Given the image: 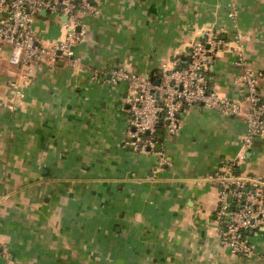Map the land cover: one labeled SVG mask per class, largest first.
I'll return each mask as SVG.
<instances>
[{
    "label": "crops",
    "instance_id": "crops-1",
    "mask_svg": "<svg viewBox=\"0 0 264 264\" xmlns=\"http://www.w3.org/2000/svg\"><path fill=\"white\" fill-rule=\"evenodd\" d=\"M82 19L78 66L33 64L28 80L0 48V264H264L219 242L213 179L237 160L247 126L213 109L187 108L180 130L159 128L158 145H125L130 114L123 71L159 80L215 31L228 47L207 75L221 99L239 102L251 71L264 97V0H98ZM50 46L63 31L51 15L35 24ZM243 53L244 63L237 65ZM22 98H17L16 90ZM240 171L264 178V139L245 150Z\"/></svg>",
    "mask_w": 264,
    "mask_h": 264
},
{
    "label": "built area",
    "instance_id": "built-area-1",
    "mask_svg": "<svg viewBox=\"0 0 264 264\" xmlns=\"http://www.w3.org/2000/svg\"><path fill=\"white\" fill-rule=\"evenodd\" d=\"M98 0H0V48L10 50L9 64L21 70L19 82L28 80L33 64L48 68L58 62L76 67L81 60L75 47L84 32L82 19L95 15ZM55 15L61 25L63 38L43 46L37 37L35 24L41 13ZM65 18V20H63ZM228 47L215 31L205 35L187 56L184 66L174 60L160 71L158 85L149 77H138L123 71L110 72L113 82L127 81L130 96L127 100L130 121L125 145L137 152L152 151L159 128L168 135H177L184 111L190 107L213 109L219 114L243 119L247 126L244 146L237 160L226 163L213 179L219 205L214 219L218 225L221 245L231 254L254 255L251 237L264 231V178L240 171L245 150L255 139H264V97L256 91L257 76L246 71L241 83L247 89L243 110L241 104L221 99L208 84L209 70L216 55ZM237 65L244 63L243 53L237 55ZM17 98H22L16 90ZM148 133V134H147ZM4 264H14L6 260Z\"/></svg>",
    "mask_w": 264,
    "mask_h": 264
},
{
    "label": "water",
    "instance_id": "water-1",
    "mask_svg": "<svg viewBox=\"0 0 264 264\" xmlns=\"http://www.w3.org/2000/svg\"><path fill=\"white\" fill-rule=\"evenodd\" d=\"M41 15H42V16H45V15H46V12L43 11V12L41 13ZM63 20H65V18H64ZM207 72H208V70H206V73H207ZM155 84L158 85V81H156ZM147 134H148V133H147Z\"/></svg>",
    "mask_w": 264,
    "mask_h": 264
},
{
    "label": "rangeland",
    "instance_id": "rangeland-1",
    "mask_svg": "<svg viewBox=\"0 0 264 264\" xmlns=\"http://www.w3.org/2000/svg\"><path fill=\"white\" fill-rule=\"evenodd\" d=\"M51 16L53 17L54 20H55V19L57 20V17H56L55 15H51Z\"/></svg>",
    "mask_w": 264,
    "mask_h": 264
}]
</instances>
